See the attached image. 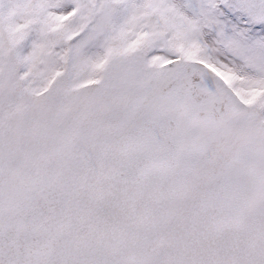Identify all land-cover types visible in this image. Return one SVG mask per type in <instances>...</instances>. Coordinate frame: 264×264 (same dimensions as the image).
<instances>
[{"label":"snow or ice","instance_id":"1","mask_svg":"<svg viewBox=\"0 0 264 264\" xmlns=\"http://www.w3.org/2000/svg\"><path fill=\"white\" fill-rule=\"evenodd\" d=\"M0 264H264V0H0Z\"/></svg>","mask_w":264,"mask_h":264}]
</instances>
